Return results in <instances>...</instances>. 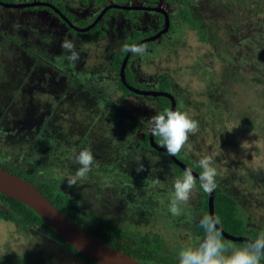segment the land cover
<instances>
[{
    "label": "rangeland",
    "instance_id": "rangeland-1",
    "mask_svg": "<svg viewBox=\"0 0 264 264\" xmlns=\"http://www.w3.org/2000/svg\"><path fill=\"white\" fill-rule=\"evenodd\" d=\"M45 1H58L65 10L75 7L72 13L78 27H86L102 8L95 0L8 3ZM160 1L161 4L163 0ZM187 1L170 3L179 10ZM194 1L193 9L207 27L205 41L198 40L196 30L174 20L162 37L144 43L148 45V55L129 58L130 85L171 94L175 110L199 122V130L189 135L188 143L177 155L184 164L191 163L188 168L195 171V162L210 155L219 186L227 187L218 180L229 178L249 185L257 173L264 179V0ZM112 2L138 4L137 0L107 1ZM86 4L89 5L79 7ZM169 10L173 9L169 6ZM158 20L156 13L147 10L111 9L99 22V29L73 33L57 24L46 10L0 6V154L8 155L10 166L47 176L74 200V209L84 217L100 215L121 226L128 221L129 227L146 237L126 241L127 244L137 245L148 239L152 245L158 242L174 249L177 243L189 239L187 224H198L200 191L193 192L189 201L180 205L179 215L168 211L174 198L172 181L182 174L172 176L170 167L164 166L163 153L149 148L139 150L142 135L132 132L156 115L158 97H123L116 87L117 73L113 68V57L119 55L121 46L153 36ZM258 26L262 28L259 33ZM101 29L107 34L103 35ZM95 30L101 36L93 33ZM65 37L74 41L80 54L75 63L66 59L68 53L60 46ZM214 49L219 57L214 56ZM68 72L79 85L90 86L96 97L108 99L132 119L93 94L80 88L73 90V85L61 79ZM163 76L169 77V90L161 86ZM84 114L90 116V121L81 119ZM84 148L91 149L95 163L84 179L69 187L67 178L79 167L74 154ZM20 151L25 152L14 155ZM216 158L219 162H215ZM138 162L143 164L139 172ZM4 163L0 158V164L6 167ZM44 165L46 172L41 168ZM236 174H241L240 178ZM240 186L230 194L241 210L256 222L264 220V199L251 195L247 186ZM249 196L256 198L257 204L251 205ZM0 209L7 212L2 205ZM191 218L195 220L189 222ZM18 228L0 220V264H87L57 251L54 240L43 231L31 229L30 237Z\"/></svg>",
    "mask_w": 264,
    "mask_h": 264
},
{
    "label": "trees",
    "instance_id": "trees-1",
    "mask_svg": "<svg viewBox=\"0 0 264 264\" xmlns=\"http://www.w3.org/2000/svg\"><path fill=\"white\" fill-rule=\"evenodd\" d=\"M0 1L3 3L11 2V0H0ZM188 1L186 4H183V6L179 9L177 14H174L176 16L175 21L179 19L182 22V24H184L185 26H188L187 29L196 30L198 40L205 41L206 39L205 31L207 29L205 22L199 19L198 13L194 11L193 9V6L196 5L195 4L196 2L194 0H188ZM26 3H29V2H26ZM127 18L130 19V16ZM98 24L92 29H99ZM92 29L90 31H92ZM183 29H185V27ZM258 29H259L258 33L262 31V28L260 26H258ZM72 32L77 33L75 32V30ZM95 32L98 34V36L101 35V33L97 32V30L93 31V33ZM184 32L185 30L183 31V33ZM125 53L126 52H120L119 55H115V57H113V68L115 70V73L119 71V66H120L121 60L123 56L125 55ZM213 54L214 56L219 57L217 53V49L213 50ZM221 60L222 61L225 60L224 57H222ZM125 75H126V80L128 84H131L129 75L127 73V67L125 68ZM69 78L71 77L69 76ZM168 78H169L168 76H163L159 80L161 83V86L166 89H168L169 84H170L169 82L170 80ZM208 81H211L210 77ZM219 83L220 82L217 83V86H218V95L220 98V94H221L220 92H222V89ZM115 84H116L117 89L121 91L123 97L128 96V95H135L134 93L130 92L120 83L118 77H117V80L115 81ZM212 85H213V82H212ZM214 90L215 89H213V91ZM91 93L95 94L94 91ZM209 94H212V92L210 91ZM214 95H209V96L213 97ZM100 99L102 100V98ZM104 99L102 101L106 103L108 106L118 110L119 112H124L123 110L118 108L114 103H112L108 99H105V100ZM170 106H171V103L169 99H167L166 97L158 96L157 101L155 103V114L161 113L165 109H170ZM124 113L127 114L129 118H131L128 113L126 112ZM252 128H255V127L253 126ZM100 136L102 137V135ZM139 141H140V144L137 146L139 150H142V148L144 147L150 148L147 142V139H145L144 141L139 139ZM154 141L159 144V138L155 137ZM179 155L180 154H178V156ZM178 156H175V158H177V160L180 161L181 158H179ZM187 162L189 164L187 163L185 165L191 166V163L189 161ZM215 162H219L218 158L215 159ZM164 163H165L164 164L165 167H170L172 176L183 173V171L179 167L173 164L172 160L166 154H164ZM237 163L240 164L241 162L239 163L237 161ZM4 164L6 167L0 164L1 169L6 170L9 173H12L16 176H19L23 178L24 180H26L27 182L31 183L57 210H59L63 215L69 218L74 224L82 227L84 230H86L88 233H90L100 242L106 244L107 246L117 248L144 264H178L177 255H178L180 248L188 244H198L197 241L199 239L198 238L196 239L197 234L198 233L203 234V230L198 227V224L194 223L193 220H195V218H191L192 220H190L189 222L193 221V223L187 224L189 228V232H190L189 239L188 237L185 239L187 241L186 243H183V241L185 240H183L181 244L177 243L174 249H172V247L165 246L164 244H161L158 242H156L155 245H152L149 241L144 242V243H138L137 245L127 244L126 241L133 242V240L134 241L137 240V238L133 236L138 235V233H135V230L133 227L132 229L131 227H127L126 225L121 226L120 224L115 222L112 218L111 219L106 218L107 220H105L100 215L99 216L94 215L93 217H84L83 215H81L74 209L73 207L74 200L67 197L64 194V192L59 190V188H56V185H54L52 182H50L46 178L47 176L43 175V177H40L38 175H34L33 171L31 170L9 167L6 162ZM241 165L246 166V163L245 164L241 163ZM46 167L47 166L44 165L41 168H43L45 171ZM246 167L244 168L245 171H246ZM10 168L17 173L12 172ZM21 170H25L27 172L22 173L23 171ZM194 170H195L194 172H196L198 175H200V172L202 171V169L198 167H196V169ZM255 173L257 172L255 171ZM240 175L241 174H236L235 176L240 178L239 177ZM244 175H247V173H245ZM222 180L223 179H219L218 183L219 182L226 183L227 187L225 186L224 188L217 184V187L214 190V197H213V215L218 216L220 218L221 223L219 227L224 232L228 233L229 235L235 236V237L237 236H243L247 238L255 237L260 232L259 226L260 225L262 226L264 220H258L257 222L256 220H253V218L249 216V213H247L246 210H241L237 199L233 197L230 194V192L238 190V187L240 189L241 187L240 185L242 184V186H247L249 191H251L250 192L251 195L255 193L259 195L263 200L264 199V179L263 177L259 176V173H257L256 180L252 178V181L249 183V185L241 182L240 179H238L239 181H235V180L231 181V178H229L228 180L224 179V181ZM197 186L199 188L198 180H197ZM199 191H200L199 205H198L197 211H198V214L202 216L203 214H208L207 201H208L209 193L203 192V190L200 188H199ZM249 198L251 199L250 201L251 205L257 204L256 198L250 197V196ZM0 204L7 208L6 213L0 212V217L3 219H6L10 223H13L14 225H17V227H19L18 229L22 231V233L26 234V236H30V237L32 236L31 231H30L31 229H39L43 231L44 233L48 234V236L52 240H54V243L56 245L54 247L57 249V251L64 253V254L72 255L76 258H80L87 264H95L89 258L83 256L78 251L73 249L70 245H68L60 237V235H58L51 228L47 227L44 224V222L40 219V217L26 205L18 201H15L12 198L6 197L2 194H0ZM192 238H194V240H192ZM224 240L226 243L232 242L225 238ZM232 243L236 246H239L243 242H232ZM262 264H264V259H262Z\"/></svg>",
    "mask_w": 264,
    "mask_h": 264
},
{
    "label": "clouds",
    "instance_id": "clouds-1",
    "mask_svg": "<svg viewBox=\"0 0 264 264\" xmlns=\"http://www.w3.org/2000/svg\"><path fill=\"white\" fill-rule=\"evenodd\" d=\"M61 48L68 53L66 59L70 63L79 61L80 54L76 50L74 41L65 37ZM121 52L131 53L134 56L148 55L146 44H123ZM149 130L154 137L159 138L160 147L166 149L169 156H177L189 141V135L196 134L199 122L189 117L188 113L178 110L165 109L148 119ZM75 162L79 165L75 174L67 178L69 187L75 186L77 181L84 179L92 170L95 158L90 148H84L74 154ZM202 171L199 175V188L205 193L213 192L216 187L217 169L213 166L210 155L202 156L195 162ZM137 172L143 170V164L138 162ZM156 180L155 183H159ZM174 198L168 204V211L176 216L181 212L180 205L191 198L193 192L198 191L197 177L191 168H186L182 176L172 181ZM221 221L218 216L203 214L198 221V227L203 234L198 244H188L180 248L177 255L178 264H262L264 259V231L255 237L245 240L236 246L232 242H225L219 228Z\"/></svg>",
    "mask_w": 264,
    "mask_h": 264
},
{
    "label": "water",
    "instance_id": "water-1",
    "mask_svg": "<svg viewBox=\"0 0 264 264\" xmlns=\"http://www.w3.org/2000/svg\"><path fill=\"white\" fill-rule=\"evenodd\" d=\"M0 6L11 8V9H19V8H32L38 6H46L49 8H53L52 5L46 2H29V3H3L0 1ZM109 9H120L125 11L131 10H150L159 12L164 19V25L161 31L154 34L153 36L143 39L135 44H144L147 42L154 41L164 35L169 28V19L167 13L158 7H144L138 5H121V4H108L104 8L100 10L94 20L87 25L86 27H76L75 25L71 24L66 17H62L63 20L67 22V24L77 32H88L92 29L103 17V15ZM55 11L59 13L56 9ZM131 56V53H125L118 71V77L120 83L128 89L130 92L136 95L142 96H153V97H166L170 100L171 106L170 110L175 111V100L173 96L166 92L161 91H147V90H139L132 86H130L125 78V67L127 65L128 58ZM148 141L149 145L153 150L158 152L165 153L175 164L179 167L182 171L188 168L184 163L177 160V158L173 156H169L166 152V149L160 147L154 141V136L151 134L150 130H148ZM193 171V170H192ZM193 175L197 177L199 181V175L193 171ZM0 194L12 198L15 201H18L31 210H33L40 219L44 222V224L54 230L60 237L73 249L78 251L83 256L89 258L95 264H144L139 262L138 260L134 259L132 256L124 253L123 251L107 246L106 244L97 240L94 236L84 230L82 227L77 226L74 224L69 218L63 215L59 210H57L31 183L27 182L23 178L11 174L3 169L0 168ZM213 197L214 191L209 193L208 196V214L213 215ZM220 228V227H219ZM220 230L223 233V238L232 241V242H244L245 240L249 239L243 236H232L228 233L224 232L221 228Z\"/></svg>",
    "mask_w": 264,
    "mask_h": 264
},
{
    "label": "flooded vegetation",
    "instance_id": "flooded-vegetation-1",
    "mask_svg": "<svg viewBox=\"0 0 264 264\" xmlns=\"http://www.w3.org/2000/svg\"><path fill=\"white\" fill-rule=\"evenodd\" d=\"M52 1V0H51ZM93 1V0H92ZM91 1V2H92ZM107 1L108 0H95V2H98L99 4H101L102 5V8H104L105 6H107L108 4H113V2L112 3H107ZM138 2V4H134V5H138V6H144V7H151V8H153V7H158V8H160V9H163L166 13H167V15H168V19H169V28H168V31H169V29L171 28V25H172V22H173V20H175V15L174 14H177L178 13V11L179 10H177L178 9V6H172L171 5V0H168V1H165V0H163V2L160 4V0H137ZM46 3H48V4H50V5H52L53 6V8L54 9H52V8H49V7H46V6H38L37 8L39 9V10H46L48 13H51L54 17H55V20H56V23L57 24H61L64 28H65V30L68 32V31H70V32H72V31H74V30H72V28L67 24V22L65 21V20H63L62 19V17L61 16H63V17H66L67 18V20L71 23V24H73V25H75L76 27H78L77 25H76V23L74 22L75 21V17H74V13H72V10L75 8H71L70 6H68L67 7V10H65V8L66 7H62V6H60V3L58 2V1H56V2H54V1H52V2H47V1H45ZM68 2H70V0H67V3ZM91 2H90V4H91ZM141 2V4H139ZM89 5V4H88ZM87 4L86 5H80L79 7H86V6H88ZM169 6H170V8H172L173 10H172V12L169 10ZM32 8H35V7H32ZM101 8V9H102ZM25 9V8H24ZM26 9H30V8H26ZM55 9L59 12V13H57L56 11H55ZM100 9V10H101ZM109 10H111V9H109ZM108 10V11H109ZM107 11V12H108ZM134 11H139V10H134ZM148 11H150V10H148ZM100 12V11H99ZM98 12V13H99ZM106 12V13H107ZM151 12H154V13H156L157 15H158V17H159V20H158V24L155 26V27H157L156 28V33H158L159 31H161L162 30V28H163V25H164V19H163V16L159 13V12H155V11H151ZM98 13H96L95 15H93V17L90 19V21L86 24V26L87 25H89L93 20H94V18L97 16V14ZM105 13V14H106ZM104 14V15H105ZM103 15V16H104ZM103 18V17H102ZM101 18V19H102ZM160 19H161V22H160ZM130 20H132L133 21V19L130 17ZM101 21V20H100ZM99 21V22H100ZM98 22V23H99ZM97 23V24H98ZM57 24H55V25H57ZM96 24V25H97ZM95 25V26H96ZM94 26V27H95ZM93 27V28H94ZM105 27V26H104ZM79 28H82V26L80 27L79 26ZM106 28H107V26H106ZM32 32H34V31H32ZM76 32V31H75ZM88 32H90V31H88ZM101 32H102V34L103 35H106L107 34V32H106V30L104 31V30H102L101 29ZM155 33V34H156ZM99 36H101V35H99ZM162 37V36H161ZM147 38H149V37H147ZM160 38V37H159ZM41 39H42V36H41ZM143 39H146V38H142V39H140V40H138V42L139 41H141V40H143ZM26 51L28 50V49H25ZM131 56H132V54H131ZM130 56V57H131ZM124 57V56H123ZM129 57V58H130ZM129 58H128V60H129ZM123 59V58H122ZM122 61V60H121ZM127 63H128V61H127ZM126 67H127V65H126ZM125 67V68H126ZM70 70V69H69ZM69 74H71L70 72H68V74L66 75V76H62V78L61 79H63L62 81L63 82H68V84L69 85H73V86H71V88L74 90L75 88H80L82 91H86L88 94H92L91 92H93V89L90 87V86H88V85H86V84H84V83H81V85H79V82H78V79H75V78H69ZM73 75H75V74H73ZM117 77H118V72H117ZM125 78H126V75H125ZM65 79V80H64ZM118 79H119V77H118ZM127 81V80H126ZM128 83V82H127ZM130 85V84H129ZM131 86V85H130ZM95 97L96 96H98L97 94H93ZM136 95V94H135ZM137 96H142V95H137ZM94 97V98H95ZM142 97H144V96H142ZM97 99H99V98H102V97H96ZM101 100V99H100ZM102 100H103V98H102ZM120 114H122V115H124L123 114V112H120ZM85 115V117H83V118H81V119H85L86 121H90V116L89 115H87V114H84ZM126 116V115H125ZM128 117V116H127ZM141 121V120H140ZM75 122H77L76 121V119H74V124H75ZM148 130H149V125L148 124H143L142 125V128H137L136 130H132V132L134 133V134H141L142 136H141V140L142 141H144L145 139H147V142H148V144H149V141H148ZM155 138V137H154ZM61 139V138H60ZM158 144V143H157ZM149 147H150V145H149ZM151 148V147H150ZM149 148V149H150ZM142 149H145V147L144 148H142ZM151 150H152V148H151ZM25 151H20L19 153L20 154H14V155H21V154H23ZM162 153V152H161ZM165 154V153H164ZM13 155V154H12ZM2 155L0 154V158H3V160H4V162H6L7 163V165L9 166V167H14V166H10V164L8 163L9 161L6 159V157H8V155H6V156H3V157H1ZM10 156V155H9ZM15 168V167H14ZM19 168H21V167H19ZM183 174V173H182ZM1 206V205H0ZM3 206V205H2ZM5 207V206H4ZM0 212H3L1 209H0ZM119 216V215H118ZM0 220H2V221H4V222H6L7 220L6 219H3V218H1L0 217ZM120 221H122L121 219H120ZM9 222V221H8ZM123 225H126L127 227H129L130 226V223H128V221H126L125 223L123 222L122 223ZM264 222H263V224H262V226L260 225L259 226V228H260V232L263 230V228H264ZM135 233H138V235H139V232H135ZM138 235H136V236H133V237H136L137 239H142V238H146V237H143V235L142 234H140L139 236ZM201 236H202V234H200V233H198L197 234V237H196V239L198 238L199 240L197 241L198 243L200 242V238H201ZM147 241H149L148 239H147ZM146 241V242H147ZM163 241H164V239H163Z\"/></svg>",
    "mask_w": 264,
    "mask_h": 264
}]
</instances>
